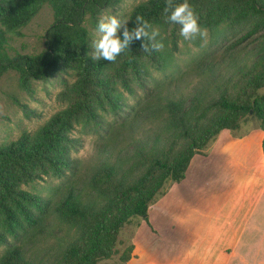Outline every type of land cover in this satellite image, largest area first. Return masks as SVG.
<instances>
[{
  "label": "trees",
  "instance_id": "obj_1",
  "mask_svg": "<svg viewBox=\"0 0 264 264\" xmlns=\"http://www.w3.org/2000/svg\"><path fill=\"white\" fill-rule=\"evenodd\" d=\"M122 1L0 0V79L15 72L20 89L31 95L33 82L57 75L66 103L36 132L0 143V245L6 246L0 264L107 261L122 227L133 217L148 223L149 208L184 179L192 158L221 131H239L256 117L264 133V95L258 94L264 89V0H188L215 42L242 33L224 48L234 75L221 81L214 65L199 66V78L210 86L190 97L177 86L183 37L180 26L167 21L165 0L142 1L127 19L129 29L137 16L159 29L162 51L144 53L141 39L114 63L91 59L88 28L97 30L103 10ZM44 5L53 16L45 49L11 55L13 35ZM76 131L96 138L88 178L73 156L83 146ZM48 179L61 185L44 195L36 186Z\"/></svg>",
  "mask_w": 264,
  "mask_h": 264
},
{
  "label": "crops",
  "instance_id": "obj_2",
  "mask_svg": "<svg viewBox=\"0 0 264 264\" xmlns=\"http://www.w3.org/2000/svg\"><path fill=\"white\" fill-rule=\"evenodd\" d=\"M247 125L221 131L192 158L184 179L148 210L145 232L158 249L134 240L127 264H264V133Z\"/></svg>",
  "mask_w": 264,
  "mask_h": 264
},
{
  "label": "rangeland",
  "instance_id": "obj_3",
  "mask_svg": "<svg viewBox=\"0 0 264 264\" xmlns=\"http://www.w3.org/2000/svg\"><path fill=\"white\" fill-rule=\"evenodd\" d=\"M142 1L145 0H123L117 6L103 10L101 18L107 15H116L119 19H128L133 7ZM52 20L53 16L50 8L44 5L27 26L22 28L18 34L13 35V40L9 45L10 54L34 55L44 50L45 32ZM88 31V45L91 53L94 51L91 45L99 39L100 34L92 28H88ZM241 36L242 33L236 32L233 36L228 35L223 42H215L212 34L208 32L207 43L200 37H197L194 41L182 39L176 60L179 65V73L175 74V78L178 88L185 97H190L210 86L206 79L199 78L197 69L199 66L214 65L213 71L216 75H221V81H225L234 75V69L229 66L230 60L224 54V48L237 41ZM199 61H202V63H199ZM68 80L71 81V79ZM63 88V79L53 75L33 82V94L30 95L20 89L18 75L15 72H8L3 75L0 79V143L14 141L24 131L36 132L52 115L65 108L66 103L60 97ZM258 94L264 95V89L259 91ZM142 95L143 93L139 92L140 98L143 97ZM24 106L30 113V117L24 114ZM245 121L247 122L241 124V129L247 124H249L247 127H250L251 123L258 125L256 117H249ZM75 136L82 138L83 146L74 151L73 156L80 162L81 176L88 178L96 155V138L90 135L81 136L78 131L75 132ZM59 185H61L59 180L48 179L45 182H40L36 187L46 195L51 194L55 190L54 188ZM142 225L143 230H140L139 228ZM149 228L152 229L149 222L147 223L143 218H131L118 234L120 244L117 246L116 254L100 264H127L130 259L124 263L121 258L131 244L134 247V240H136L139 248L142 247L148 250V253H155L159 244L153 236L146 234L145 230ZM5 249L6 246L0 245V258ZM131 256L132 253L130 258H132ZM134 257L137 258V256Z\"/></svg>",
  "mask_w": 264,
  "mask_h": 264
},
{
  "label": "clouds",
  "instance_id": "obj_4",
  "mask_svg": "<svg viewBox=\"0 0 264 264\" xmlns=\"http://www.w3.org/2000/svg\"><path fill=\"white\" fill-rule=\"evenodd\" d=\"M164 13L167 14V21L180 26V35L184 40L194 41L200 37L207 43L208 30L202 28L198 23V17L189 4L188 0L174 4V0H165ZM127 19H119L116 15L103 16L97 24V32L100 34L98 40L94 41L91 47L94 49L89 55L93 61L104 60L114 63L122 53L129 51L130 45L143 40L141 49L144 53L153 51L159 52L164 48L159 29L153 26L142 16L135 18V27H127ZM122 31V36L118 35ZM147 41V43L145 42Z\"/></svg>",
  "mask_w": 264,
  "mask_h": 264
}]
</instances>
